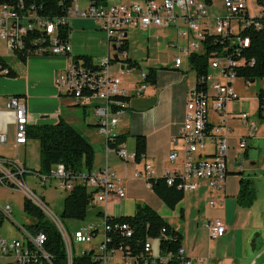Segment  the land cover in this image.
Instances as JSON below:
<instances>
[{
    "label": "built area",
    "instance_id": "2783aa9c",
    "mask_svg": "<svg viewBox=\"0 0 264 264\" xmlns=\"http://www.w3.org/2000/svg\"><path fill=\"white\" fill-rule=\"evenodd\" d=\"M216 2L217 0H142L109 3L108 0H86L85 6H82L79 0H73L65 16L54 18L39 15L35 6L29 8L23 1L17 5L0 3V39L6 42L15 55L23 52L27 57L38 55L66 58L67 64L58 72L55 84L59 92L72 96L80 106L93 109L99 130L106 136L109 144L116 136L115 127L129 107L127 101L120 99L128 96L122 88L123 77L132 75L134 71L140 72L137 94L144 92L148 85L147 71L127 62L129 58L125 46L129 28H174L177 38L169 42V47L176 50L174 64L177 67L185 60L189 62L194 54H205L206 38L211 35L217 36L221 41L227 40L230 47L235 49L234 54L239 55L241 48L250 45V39L240 35L243 30L255 19V27H262L264 3L258 0H218L221 6L216 8ZM74 18L92 19L106 33L108 57L94 63L87 62L83 57L73 56L71 31L65 36L63 27L71 28ZM234 56L211 53L208 72L201 76L199 84L196 83L187 92L184 122L179 134L172 138L173 145L169 154V160L179 161L181 168L165 174L169 185L177 181L178 188L185 193L205 189L209 193V205L213 208L222 207L225 202L229 159H233L240 169H243L245 163L243 154L247 149V141L244 138L239 139L234 147L236 156L230 157L232 145L227 134L232 129L229 120L244 121L251 134L257 128L248 113L233 114L228 109L230 103L241 98L234 82L238 78L237 67L246 64L244 59H235ZM212 70L218 72V77L211 74ZM7 72V68L0 66V75ZM261 80L264 82V78ZM244 82L246 85L251 83ZM262 90L264 92V87ZM1 114L15 125L16 144L27 143L30 118L25 100L11 96ZM7 142V133L3 129L0 132V143ZM108 148L116 150L125 161H136V154L127 151L123 145ZM151 170L152 166L146 164L145 171L138 172L136 176L148 180L151 178ZM28 175L36 177L43 186L56 180L57 187L66 192L73 190L76 185L86 186L89 190L92 188V203L102 204L113 197L126 196L122 181L108 166L100 170L84 169L74 173L59 163L53 166L50 173L44 174L33 172L17 158H0V183L21 190L57 226L65 242L68 264L73 262L74 242L91 243L98 235L96 227L82 228L71 233L36 189L28 185ZM0 208L5 217L13 219L10 205ZM104 220L105 234L99 246L100 251L96 252V257L102 264H108L116 254H120L122 264L168 263L170 256L156 253L152 240H148L144 250L137 255H132L129 248L110 249L106 217ZM208 228L212 239L224 236L227 231L225 223L219 218L211 220ZM21 229V238L0 237V257L10 258L12 264H53L50 255L44 250L46 235L41 232L31 236L23 227ZM127 235H131V231ZM178 255L182 260L181 264H192V260L186 257L183 246L178 250Z\"/></svg>",
    "mask_w": 264,
    "mask_h": 264
},
{
    "label": "crops",
    "instance_id": "0c3cea01",
    "mask_svg": "<svg viewBox=\"0 0 264 264\" xmlns=\"http://www.w3.org/2000/svg\"><path fill=\"white\" fill-rule=\"evenodd\" d=\"M117 1L124 2L113 0V2ZM220 6L221 4L218 8ZM154 29L167 31L168 28ZM171 38H169L168 46L170 41L176 40L177 33H174ZM127 45L128 58L139 62L129 53V41ZM71 47H73L72 44ZM0 56L7 59L17 73L14 77L0 75V132L5 129L8 137L7 143H0V157L17 158L29 169H40L39 141L28 139L27 143L17 145L15 125L1 114L6 109L9 98L18 96L23 98L27 104L30 125L57 124L64 119L93 144L95 150L93 170L108 166L122 181L126 196L124 198L113 197L106 203H102V209L99 212L109 216H130L135 212L136 203L144 202L153 207L182 234V246L186 257L192 260V264H264V120H260L259 125L255 122L257 128L254 134H251L246 126L247 134L246 131L236 130L232 122L237 120H229L232 129L227 134L232 145L230 157L236 156L234 147L241 138L247 141V149L243 154L245 158L243 169H240L233 159L228 163L227 194L222 207H211L209 193L202 189L198 192L185 193L183 200L175 209H171L155 194L147 179L136 176L138 172L145 171L146 164L152 166L150 171L152 178L163 177L167 172L181 168L179 161L169 160V154L173 145L172 138L179 134L184 122L187 92L196 85L198 80L197 73L194 76L191 75L190 61L185 60L180 67L175 66L173 62L166 68H158L157 82L154 85L148 83L141 94H137L136 91L137 82L140 81V72L134 71L132 75L129 74L131 76L123 77L122 88L130 98L129 107L125 116L121 117L119 124L115 127L114 134H128L123 147L126 150L129 149L130 153L136 152V135H144L147 139V152L141 161L128 162L121 159L116 150L108 148L107 138L99 130L93 109L84 108L72 96L59 92L55 78L58 72L66 66V58L29 55L26 61L22 62L1 39ZM73 56L81 55L73 54ZM88 56L94 63H99L102 59L101 57L97 61L91 55ZM137 66L145 71L152 67L147 64L148 67L144 68L141 62ZM133 75L135 77L129 83V87L127 80ZM250 84H245V88H248ZM239 90L237 86V91ZM230 106L231 104L228 109ZM214 120L217 119L214 118ZM10 126H12V136L9 139ZM33 151L35 161L31 158ZM35 162L39 163L37 165L39 169L35 168ZM242 178L250 179L256 192V199L248 208L242 207L237 199ZM52 181L56 180L50 182ZM31 182L36 189L39 184L37 179ZM57 185L58 182L55 188H58ZM43 198L46 200L44 192ZM99 217L103 219V226L102 234L99 226L96 227V234H101L98 248L105 234L104 216ZM217 218L225 223L227 231L224 236L212 239L208 223ZM89 227L95 226L90 224L84 228ZM66 228L69 230L68 227ZM78 230L80 229L75 231Z\"/></svg>",
    "mask_w": 264,
    "mask_h": 264
},
{
    "label": "trees",
    "instance_id": "16d2710c",
    "mask_svg": "<svg viewBox=\"0 0 264 264\" xmlns=\"http://www.w3.org/2000/svg\"><path fill=\"white\" fill-rule=\"evenodd\" d=\"M20 1H23L29 8L35 6L37 13L41 16L54 18L65 16L73 0H0V3L17 5ZM258 1L264 3V0ZM255 21L257 19L240 34L242 37L250 39V45L241 48L239 55L234 54L235 49L230 47L227 40L221 41L217 36H207L205 42L206 53L194 54L189 59L190 66L196 71L198 80L208 72V58L213 52L225 56L236 55L234 56L235 59H244L246 64L237 67L236 71L238 77L244 78L245 81L253 83L264 78V20L261 21L262 27L259 29L255 27ZM70 31L71 28L63 27L65 36ZM125 48L128 49V45ZM16 55L22 62L27 59V55L23 52ZM80 57L87 59V62H92V58L88 55H81ZM127 62L132 65L139 63L131 59H128ZM0 66L8 69L5 75L10 77L17 75L7 59L2 56H0ZM146 71V83L154 85L157 82L158 68L149 67ZM198 80L197 83L199 84ZM120 99L128 102L130 98L125 96L120 97ZM258 100V116L264 120L263 90L258 92ZM27 138L36 139L40 144V170L31 169L33 172L48 174L53 166L59 163L64 164L74 173L84 169L93 170L94 168L95 150L93 144L76 127L64 119H61L57 124L29 125ZM127 138L128 134L116 135L113 140L109 141V146L119 148ZM135 138L136 161L140 162L147 152V139L141 134L136 135ZM148 182L155 194L171 209H175L185 197V192L178 188V182L175 181L173 185H169L166 176L151 177ZM92 198L93 192L83 185H76L73 190L68 192L64 198L63 211L60 216L64 226H66L65 221L67 220H86ZM237 199L242 207L248 208L253 205L256 192L250 179H241ZM24 211L32 218V222L26 228L28 233L31 236H36L41 232L46 235L44 250L50 255L53 264H68L65 242L57 226L46 217L39 206L27 197L24 199ZM98 215L106 217L107 235L110 238L108 247L110 249L129 248L132 255H137L144 250L145 243L148 240L159 239L160 249L158 253L162 256H170L167 264H181L182 260L178 255V250L182 246V234L149 204L137 202L135 212L130 216H106L102 212H99ZM4 220L5 216L0 208V228L3 226ZM124 225L127 227L124 228ZM128 231H131V235H127ZM96 256L94 250L80 255L73 253L72 264H102V261Z\"/></svg>",
    "mask_w": 264,
    "mask_h": 264
},
{
    "label": "rangeland",
    "instance_id": "374dc122",
    "mask_svg": "<svg viewBox=\"0 0 264 264\" xmlns=\"http://www.w3.org/2000/svg\"><path fill=\"white\" fill-rule=\"evenodd\" d=\"M119 1L129 2V1H139V0H119ZM80 3L82 5H85L86 0H80ZM109 3H114V2L113 0H109ZM219 5L220 3L217 0L216 8L219 7ZM174 33H176V30L170 27L167 29V31L154 29V28L148 30L129 28V34H128V41L130 44L129 53L133 57L137 58L139 62L143 64L144 68L148 67L147 64L156 68H166L167 66L173 64L174 62L176 50L168 46L169 38L172 39L171 37L174 36ZM71 44L73 46L72 53L74 55H84V54L91 55L97 61H99L101 57L103 59L108 55L106 33L100 27H98V24L92 19L76 18L72 20ZM102 59L100 61H102ZM191 70H192L191 75L194 76L196 71H194L192 68ZM211 74L214 77L216 76L218 77V72L216 71L212 70ZM132 77H129L127 80L128 86L129 83L134 79L135 75H133ZM236 85L240 89L239 91H237ZM234 87L236 88V91L239 93L241 98L239 100L230 103L231 106L229 111L233 114L246 112L249 115H251V119L257 122V124L259 125V123L261 122L260 120L262 119H260L258 116V103H259L258 92L263 89L264 82L258 79L255 82L251 83L248 88H245L244 78L238 77L234 82ZM234 121H235L234 123L232 122V126H234L236 130H243V132L246 131L245 132L246 134L248 133L244 121L239 119H234ZM9 129H10V135H9V139H10L12 136V126H10ZM127 150L129 151V149ZM239 153L241 154V152ZM31 158L32 160L35 161L34 151L32 152ZM35 163H36L35 168H38L37 165H39V163L37 162ZM34 179H36V177H32L28 175L26 178L28 185L33 187L31 181ZM37 181L39 182V184L36 187V192L42 197L44 192L46 199L45 202L48 203L52 211L55 212L60 217L63 210L64 198L68 194V192L55 188L57 181H52L48 183L46 188L40 183L38 179ZM90 191H92V188H90ZM24 199H25V195L21 192V190L12 189L0 183V207L5 206L6 204H10L12 211V218H13L11 219L5 217L3 226L0 228V236L7 238H13V237L21 238V236L23 235L21 228L23 227L26 230L27 225H29L32 222V218L28 216L24 211ZM101 209H102L101 204L92 203L89 206L88 216L86 220L84 221L67 220L65 221V224L69 228L71 233L77 229L88 227V225L92 224L95 227L99 226L102 234L103 219L97 215V213ZM101 234H99L91 243L88 244H80L74 242V253L80 255L84 253L87 249L88 251L94 250L95 252H99L100 250L98 248V244L101 240ZM152 243L155 252L158 253L160 249L159 239H155V240L152 239ZM119 255L120 254H116L115 258L111 259L108 262V264H122ZM11 262L12 260L10 258L0 257V264H12Z\"/></svg>",
    "mask_w": 264,
    "mask_h": 264
},
{
    "label": "bare ground",
    "instance_id": "6f19581e",
    "mask_svg": "<svg viewBox=\"0 0 264 264\" xmlns=\"http://www.w3.org/2000/svg\"><path fill=\"white\" fill-rule=\"evenodd\" d=\"M108 146V145H107Z\"/></svg>",
    "mask_w": 264,
    "mask_h": 264
}]
</instances>
